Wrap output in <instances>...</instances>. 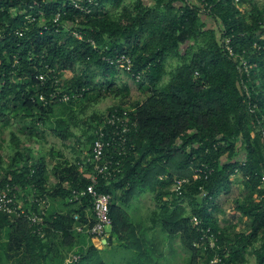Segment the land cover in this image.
<instances>
[{
	"label": "trees",
	"instance_id": "1",
	"mask_svg": "<svg viewBox=\"0 0 264 264\" xmlns=\"http://www.w3.org/2000/svg\"><path fill=\"white\" fill-rule=\"evenodd\" d=\"M68 2L0 0V127L15 120L27 131L55 120L53 136L69 142L78 123L68 106L80 100L98 103L104 92L121 95L112 81L94 84L90 76L117 77L120 71L102 61L116 53L132 58L133 71L142 74L137 84L146 98L132 105L125 86L120 104L86 130L87 153L69 161L57 150L53 185L48 180L49 160L27 156L22 161L23 152L14 151L11 166L2 168L0 188L15 184L23 194L34 185L53 204L44 238L32 232L26 219L0 213V264H63L75 248L82 259L72 264L96 262L98 250L93 245L79 247L86 237L75 231V214L86 222L90 202L81 206L68 200L74 189L87 186L91 168L84 162L92 152L95 130L115 109L129 110L134 127L121 172L113 181L102 180L98 188L111 195L108 243L116 240L141 256L150 250L127 212L134 199L150 192L155 201L149 219L152 230L179 236L188 264H209L213 257V252L194 246L200 234L191 223L193 216L217 235L223 264H248V256L264 264V9L254 0H96L92 13L84 15L64 7ZM58 12L65 13L66 26L62 21L53 24ZM29 14L36 15V21L19 37L17 31ZM75 31L82 40L73 36ZM225 39H230L235 57L224 49ZM241 60L247 62L248 72ZM42 73L49 76L45 88L36 79ZM55 87L80 97L69 103L40 102L39 95ZM2 160L0 147V169ZM202 164L211 175L191 181L177 197L174 179L192 180ZM238 175L247 195L234 210L246 222L225 228L217 216V199ZM161 176L168 178L160 180ZM55 203L64 209L57 210ZM96 264L104 263L98 259Z\"/></svg>",
	"mask_w": 264,
	"mask_h": 264
},
{
	"label": "built area",
	"instance_id": "2",
	"mask_svg": "<svg viewBox=\"0 0 264 264\" xmlns=\"http://www.w3.org/2000/svg\"><path fill=\"white\" fill-rule=\"evenodd\" d=\"M68 1V3L64 4V7L67 5L70 7L72 6L74 10L84 15H90L93 5H97L96 0H87L85 3L82 0ZM63 15H65L63 12L56 13L52 20L53 24L59 26L63 20ZM25 19L26 23L23 28L17 31L19 37H23L25 32L29 30L27 24H32L36 21V15L29 14ZM78 21L79 20H76V23H78ZM62 25H64L63 21ZM73 36L78 40L83 39V35L78 31L73 32ZM88 43L92 44L94 48H97L94 41L89 40ZM224 49L230 57H235L230 39H225ZM102 61L116 68L118 71L129 75L136 83L142 80V74H136L133 71V60L127 54L116 53L114 56L106 55L102 57ZM240 66L245 72H248L247 62L245 60L240 61ZM36 79L39 80L41 86L45 88L49 76L47 73H42L37 75ZM54 84L58 86L59 80H55ZM79 97L80 95L77 94H62L60 93V88L58 89L55 87V90H51L48 95H39V100L46 104L55 103L56 101L69 103L72 99H77ZM133 127L134 125L130 119V111L115 109L95 130L92 152L84 162L85 166L91 168V173L87 176L89 182L85 187L81 186L74 189L71 198L68 200L69 203H76L81 206L85 205V200L90 202L91 211L90 216L86 215V222L81 221L82 218L80 214H75L74 216L75 221H77L75 231L78 234L84 235L86 239L107 241L109 238L107 229L110 228L112 230L113 227L110 214L111 195L100 192L98 188L102 180L108 182L113 181L121 172L122 160L131 149L129 136ZM210 175L211 172H209V169L202 164L201 167L194 170L192 180L185 177L175 178L173 181V193L180 198L184 195L185 187L192 183L191 181L200 180L203 176L207 179ZM167 178V176H161L160 180ZM262 181L264 182V177ZM200 191H202L201 187ZM25 192L26 193L22 194L21 189L15 184H4V186L0 188V213L16 215L18 218L26 219L33 228L32 232L44 238V227L47 211L50 209V200L41 196L34 185L27 186ZM202 195H205L204 191H202ZM35 206L37 208H35ZM191 223L200 234V238L194 246L203 249L204 252H213V257L209 264H223L218 252L219 239L217 235L211 228H205L202 221L196 216L191 218ZM81 259V255L74 254L67 259V262L71 264L79 263Z\"/></svg>",
	"mask_w": 264,
	"mask_h": 264
},
{
	"label": "rangeland",
	"instance_id": "3",
	"mask_svg": "<svg viewBox=\"0 0 264 264\" xmlns=\"http://www.w3.org/2000/svg\"><path fill=\"white\" fill-rule=\"evenodd\" d=\"M149 1V0H146ZM261 9H264V0H254ZM171 69V68H170ZM98 71H96L97 73ZM92 82L94 84H106L109 81L113 82L114 88L120 89L121 95L116 98L112 94L103 93V98L99 99L98 103L90 101L89 103L83 100L74 102L67 108L75 112V119L78 123L77 127L73 128L75 137L67 143L62 144V141L55 138L52 134V128L54 122L47 126L38 124L36 129L30 128L24 131L23 125L16 123L12 120L7 122L4 126L0 127V147L3 152V160L0 169V180L3 177L4 172L2 168L4 166H11L12 158L15 154V150L19 149L23 152L24 156L22 161H25L26 157L29 156L31 160H37L39 157H43L52 165L48 167L49 178H53L52 168L54 161H56V152L64 153L71 159L72 153L79 157L84 153H87L89 145L85 142V132L92 125L98 123V119L102 114H105L107 110L112 106L120 104L121 99H124L126 94L125 86L129 88L127 93V99L134 105L139 101H144L146 95L139 89L137 83H135L128 75L120 72L114 79L108 80L97 75H92ZM168 80V77L166 78ZM39 132V133H38ZM13 134L16 138H13ZM17 146V148H15ZM55 148L54 153L50 151ZM29 150V153L27 152ZM73 151V152H72ZM52 158H55L54 160ZM53 185L54 183H50ZM247 195L244 183L240 175L233 177L231 188L227 191H222L220 197L217 199L219 209L217 216L220 220L221 226L229 228L237 226L240 222L243 224L246 222V218H242L240 213L235 212L237 201L243 200ZM53 204V203H52ZM56 205V204H55ZM155 208V201L153 195L149 192L134 199L127 209L132 221L139 224V227L150 224L151 210ZM238 227L237 230H240ZM158 231V233H157ZM155 231V237L158 239V249L154 251L148 250L144 256L139 255L138 252L127 249L124 245L120 244L116 240L112 245H106L104 249L98 251L96 262L98 259L104 264H188L189 254L181 245L179 238L170 237L165 234L161 229ZM107 233L111 234V229H107ZM159 234V235H158ZM172 240V242H171ZM99 246V245H98ZM143 257V258H142ZM94 262V264H96ZM248 264H256L254 256H248Z\"/></svg>",
	"mask_w": 264,
	"mask_h": 264
},
{
	"label": "crops",
	"instance_id": "4",
	"mask_svg": "<svg viewBox=\"0 0 264 264\" xmlns=\"http://www.w3.org/2000/svg\"><path fill=\"white\" fill-rule=\"evenodd\" d=\"M62 144L64 145V143L62 142ZM65 146V145H64ZM73 152V151H72ZM62 153V152H61ZM64 154V153H63ZM65 157H64V159H69V158H67V155H64ZM78 157L77 156H75L74 155V153H72V157H71V159H73V161H75L76 159H77ZM59 160L57 159L56 161H54V165L58 162ZM53 169V168H52ZM56 183L57 182V179L53 176V178L51 177L50 179H49V183ZM51 185V184H50ZM56 204V209L57 210H60V209H64L63 208V205H62V203H55ZM51 206H52V203L50 202V208H51ZM87 216H90V212H88L87 213ZM140 224V223H139ZM152 224H151V222H150V224H148V225H144V226H142V227H138L139 228V236L140 237H144L145 238V240H146V243L147 244H149V249H150V251H154V250H156V249H158V244L159 243H157L158 241V239L155 237V231H157L158 229H160V228H157L156 230H152ZM157 233H158V231H157ZM159 235V234H158ZM109 237H110V234H109ZM176 237V236H175ZM178 238H179V236H177ZM179 241H180V239H179ZM171 242H172V240H171ZM91 245H93L98 251L99 250H102V249H104L105 248V246L106 245H111V244H109L108 243V240H107V243L105 244L104 243V241H98V240H89V239H86V238H81L80 240H79V247H82V248H88V247H90ZM99 245V246H98ZM78 248H75L74 250H73V252H70L69 253V255L71 256V255H74V254H78ZM69 256V257H70ZM63 264H71V263H68L67 262V259L63 262Z\"/></svg>",
	"mask_w": 264,
	"mask_h": 264
},
{
	"label": "water",
	"instance_id": "5",
	"mask_svg": "<svg viewBox=\"0 0 264 264\" xmlns=\"http://www.w3.org/2000/svg\"><path fill=\"white\" fill-rule=\"evenodd\" d=\"M104 243L106 244V243H107V241H104Z\"/></svg>",
	"mask_w": 264,
	"mask_h": 264
}]
</instances>
